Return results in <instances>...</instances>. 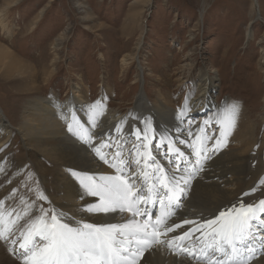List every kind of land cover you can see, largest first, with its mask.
Segmentation results:
<instances>
[{"label":"rangeland","instance_id":"obj_1","mask_svg":"<svg viewBox=\"0 0 264 264\" xmlns=\"http://www.w3.org/2000/svg\"><path fill=\"white\" fill-rule=\"evenodd\" d=\"M8 1L0 0V11L7 13L15 33L8 38L0 29V45L34 69L17 77L0 76V113L13 126L25 121L26 96L37 93L32 99H46L54 92L66 101L80 79L90 103L102 97L116 114H127L140 93L150 102L171 100L178 111L204 89L199 76L208 70L218 78L213 100L238 104L257 128L258 143L264 140V0ZM130 55L136 60L123 64ZM20 77L23 85L13 83ZM34 78L40 90L19 94ZM195 121L205 125L209 119L203 115ZM0 142V172L23 159L18 183L49 214L44 189L51 182L45 184L37 166L42 159L16 130L7 142L0 136ZM14 234L10 237L15 240ZM16 250L13 246L8 252L22 259Z\"/></svg>","mask_w":264,"mask_h":264},{"label":"bare ground","instance_id":"obj_2","mask_svg":"<svg viewBox=\"0 0 264 264\" xmlns=\"http://www.w3.org/2000/svg\"><path fill=\"white\" fill-rule=\"evenodd\" d=\"M255 2L258 3V0ZM5 14L7 13L3 14L0 11V29L8 38H12L15 29L10 28ZM251 33V29L248 30L247 36H251ZM127 57L122 60L123 64H127L129 60H136V55ZM25 69L34 70L31 66L27 67L24 60L0 45V76L7 75L10 78L21 76ZM23 80L20 77L19 81L10 82L23 85ZM199 81L204 83V89L198 91L190 106L187 102L178 111L174 109V104L170 105L171 100L169 102L157 98L150 102L143 93H140L135 98L134 107L127 114H116L110 103L102 97L90 103L86 97L87 93L83 91L85 85L80 79L73 88L75 89L73 97L71 95L72 98L66 101L60 100L58 94L54 92L46 99L42 97L32 99L37 93L26 96L22 100L27 101L24 104L25 121L19 128L6 121L0 113V136L3 142H7L13 130L21 134L25 145L34 149L42 159L37 166L44 173L43 181L45 184L51 182L50 188L44 189L51 206L48 214L39 209L35 200L26 196L27 190L21 187L20 182L18 183V176L21 174L19 168L23 159L4 167L3 172H0L1 231L4 238L10 237L12 233L17 235L14 234L15 240L10 237L11 240L4 244L1 242L3 238L0 239V264H24L23 259L16 260L9 254L8 249L14 246L23 251L19 247L22 242L21 231L32 220L45 217V213H47L45 219L49 221L51 214L55 212L63 222H68L72 226H75V221L124 223L131 217V213L127 212L104 216L87 211V208L98 203L99 199L87 194L84 184L89 182L88 177H94L100 182L101 176L117 174L116 169L105 164L94 151L93 146L99 147L101 143L110 145L100 149L101 154L110 162L114 160L117 152L121 153L122 158L129 160L140 158L141 164H134L133 171L139 172L147 161L149 167L145 170L150 169L154 173L148 177L147 183L153 184L154 177L159 175L154 172L156 164L164 168V165L170 164V160L174 164H181L185 176L192 174L186 195L181 198L183 208L174 220V223L181 225L182 233L191 225H200L205 219L213 218L219 211L226 210L241 200L245 204L258 206L254 202L264 197V140L258 143L257 128L255 131V127L246 120L243 110L239 108L231 134L225 136L218 147H214L216 138L219 137L216 119L233 102L228 99L220 104L213 100L215 89L218 88V78L211 75L208 70H201ZM38 89L40 90V86L36 84L34 78L33 84L19 89V94H28ZM17 99L19 100V97ZM72 115L76 117L75 120L71 118ZM203 115L211 122L208 128L195 121L196 116ZM91 117L95 119V126L90 122ZM69 123L73 126L71 132L68 130ZM201 128H205V131H201ZM197 135L213 137L204 140L207 148L201 152L203 167L200 171L193 167L196 157L192 153L201 147L200 141L196 140ZM145 144L148 145L147 152L141 148ZM176 149L188 158L186 165L182 164ZM138 150L142 157L137 156ZM149 154L155 156L156 164L152 163ZM205 156L207 158H203ZM45 161L49 164L47 165ZM171 169L164 168L168 175H171ZM125 173L129 174L127 168ZM140 180L144 181L143 178ZM184 220L193 223L184 224ZM5 228L11 230L5 231ZM196 233V236H200L199 232ZM16 239L20 241L17 242ZM203 239L201 236V240ZM137 264L199 263L175 256L153 244L146 248L145 257ZM252 264H264V254Z\"/></svg>","mask_w":264,"mask_h":264},{"label":"snow or ice","instance_id":"obj_3","mask_svg":"<svg viewBox=\"0 0 264 264\" xmlns=\"http://www.w3.org/2000/svg\"><path fill=\"white\" fill-rule=\"evenodd\" d=\"M92 108L94 109L95 105ZM238 113L239 106L233 103L218 115L216 124L219 125V137L216 138L214 147H218L223 142V138L231 134ZM71 118L76 119L74 115ZM90 122L95 126L94 117L90 118ZM208 124L209 122L206 121L205 126ZM68 130L73 131L71 123L68 124ZM201 131H205V128H201ZM145 139H147L146 136ZM205 139H213V137L196 136V140H199L201 144V147L192 153L196 157L193 164L196 171L202 170L203 167L201 152L207 148L204 144ZM89 141H91L90 136ZM105 146L110 147L101 143L99 147L93 146V148L105 164L116 169L117 174L101 176L100 182H97L94 177H88L89 182L84 184L87 194L99 199L98 203L89 206L87 211L104 216L127 212L131 213V217L124 223L75 221V226H72L68 222H63L55 212L51 214L49 221L45 219L47 216L45 213V217L32 220L21 231L22 242L19 247L23 250L21 255L24 264H137V254H142L145 248L153 244L162 243L159 227H166L167 232H173L175 228L181 227L180 224L168 226L167 219L174 215L172 209L181 206V198L186 195L192 174L185 176L181 170V164H174L170 160L173 168L171 175H168L163 166L156 164L155 156L149 154L152 163L156 164L154 172L159 175H156L154 183L146 188L149 175L145 170L149 167L147 161L139 172L131 171L134 164H141L140 158L129 160L122 158L121 153L117 152L114 160L110 162L100 151ZM141 148L147 152L148 145H142ZM171 150L169 145V152ZM176 154L181 158L182 164L188 163V158L179 149H176ZM137 156L142 157L139 150ZM125 168L129 169L130 175L125 173ZM141 178L144 183L137 187L136 181ZM154 191L158 193L156 202L163 206L164 211L157 217L154 224L147 219L140 222L136 217L148 216L146 210L141 211L140 205L146 204ZM183 223L191 224L193 221L184 220ZM10 230L5 228V231ZM195 232L200 233L195 240L204 244V247L200 248L201 253L206 256L209 252L213 256L216 253L220 254L214 260L212 256H209L208 264H246L241 257L238 245L244 247L249 253L255 252V249L247 245V241L258 238L256 233H264V200H261L258 206L245 204L242 200L232 204L226 210L219 211V214L214 215L213 218L205 219L196 228L184 231L182 235L173 236L168 241V246L171 248L174 241H192ZM201 236L204 237L203 240ZM0 238H4L2 231H0ZM180 247L189 256H193L194 250H189L192 247L191 244L189 246L181 244Z\"/></svg>","mask_w":264,"mask_h":264}]
</instances>
